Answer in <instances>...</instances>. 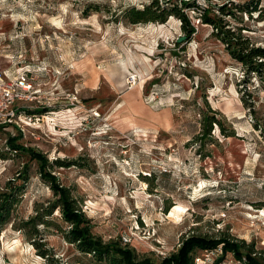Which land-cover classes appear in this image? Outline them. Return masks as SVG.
<instances>
[{
  "label": "rangeland",
  "instance_id": "obj_1",
  "mask_svg": "<svg viewBox=\"0 0 264 264\" xmlns=\"http://www.w3.org/2000/svg\"><path fill=\"white\" fill-rule=\"evenodd\" d=\"M160 1L188 16L189 41L174 16L126 23L122 12L149 0H0V68L32 70L39 94L28 110L68 111L76 97L69 112L24 132L0 127V195L22 186L0 234V264L93 263L56 227L67 229L59 210L37 225L38 247L19 229L55 201L38 168L70 189L92 235L137 260L163 264L182 236L227 232L264 264V75L244 73L202 19L264 48V20L249 7L264 0ZM205 115L221 125L208 135Z\"/></svg>",
  "mask_w": 264,
  "mask_h": 264
},
{
  "label": "trees",
  "instance_id": "obj_2",
  "mask_svg": "<svg viewBox=\"0 0 264 264\" xmlns=\"http://www.w3.org/2000/svg\"><path fill=\"white\" fill-rule=\"evenodd\" d=\"M196 4L182 2L181 6L193 7V10H197ZM255 5V6H254ZM251 4L249 7L254 12L258 13L259 19L264 20V8L257 9L256 4ZM246 12L249 8L239 7ZM220 11L224 13L230 12L227 6L220 7ZM232 14V12H230ZM122 17L128 24H148V23H165L170 16H174L180 19V29L185 34L186 39L189 41L195 33L193 24L189 21L188 16L182 11V8L178 4L171 5L167 2L160 0H149V3L142 5L138 8L131 6L122 12ZM202 19L206 23H211L215 29L214 35L226 45L228 54L235 60L239 66L244 69L246 74H258L264 75V48L250 46L248 41L242 39L241 36L235 35L234 31L230 28H226L221 20L210 19L207 14H202ZM30 113L31 111H27ZM41 111H37L40 113ZM204 130L205 134H210L213 123L220 125V122L215 118L205 115L204 118ZM221 126V125H220ZM11 154L13 149H9ZM21 151L25 153V150L21 148ZM21 153V152H16ZM1 157H5V154H0ZM54 165L57 167H69L73 162H66L55 160ZM50 166L51 164H47ZM45 168V167H44ZM37 174L39 177L48 184L51 189L55 201L44 211V213L36 214L29 222H24L20 225L19 229L23 231V235L27 236L32 245L38 247L35 238L38 237V224L51 225L48 220L51 217L53 211L59 210L60 222L64 224L67 229H64L61 225L56 226L63 232L64 238L69 244L75 247L77 252L84 256L92 258V264H151L152 262L146 260H137L134 253L129 250H121L119 246H113L109 244H102L94 235L91 234L90 223L86 218V214L76 204L75 198L71 196L70 189L67 186L61 184L56 185L54 176L46 168L41 170L38 168ZM144 174V173H141ZM145 179H149L152 176L144 174ZM21 185L28 182L26 174L22 175ZM22 189V186L14 187L10 193L0 195V234L4 227L11 221V210L16 203L18 192ZM15 193V195H14ZM170 205H166L164 212L168 211ZM222 245L224 254L232 253L235 258L244 257L247 264H261L257 259V251L254 250L253 244H245L242 241H238L236 238L228 234L227 232H219L217 235L208 234H196L194 232L188 233L182 236L178 249L169 255L168 260L163 264H194L196 257H201L204 254V250L213 249L218 245ZM40 255H47L46 252H40ZM220 260V259H219ZM218 261V260H217ZM257 261V262H255Z\"/></svg>",
  "mask_w": 264,
  "mask_h": 264
},
{
  "label": "built area",
  "instance_id": "obj_3",
  "mask_svg": "<svg viewBox=\"0 0 264 264\" xmlns=\"http://www.w3.org/2000/svg\"><path fill=\"white\" fill-rule=\"evenodd\" d=\"M32 70L28 66L17 67L16 70L0 68V127L9 129L16 127L24 132L25 125L42 121L51 115H57L62 110H46L45 114L28 113L29 105L37 99L39 91L34 89L31 78ZM76 97L73 95L71 106H75ZM51 107V104H47ZM72 107H69L71 110ZM41 117V118H40ZM130 239L122 236L123 243ZM222 245L204 250L201 257H196L194 264H247L244 257L235 258L232 253L224 254ZM220 259V260H219ZM218 260V261H217Z\"/></svg>",
  "mask_w": 264,
  "mask_h": 264
},
{
  "label": "bare ground",
  "instance_id": "obj_4",
  "mask_svg": "<svg viewBox=\"0 0 264 264\" xmlns=\"http://www.w3.org/2000/svg\"><path fill=\"white\" fill-rule=\"evenodd\" d=\"M70 111V110H69ZM69 111H64V112H59L56 116H63V114H65L66 112H69ZM175 209H177V208H175ZM174 209V210H175Z\"/></svg>",
  "mask_w": 264,
  "mask_h": 264
},
{
  "label": "water",
  "instance_id": "obj_5",
  "mask_svg": "<svg viewBox=\"0 0 264 264\" xmlns=\"http://www.w3.org/2000/svg\"><path fill=\"white\" fill-rule=\"evenodd\" d=\"M181 39H183V37Z\"/></svg>",
  "mask_w": 264,
  "mask_h": 264
}]
</instances>
